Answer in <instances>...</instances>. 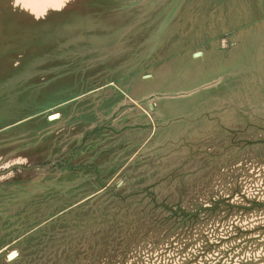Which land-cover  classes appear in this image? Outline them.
Wrapping results in <instances>:
<instances>
[{"label":"rangeland","instance_id":"374dc122","mask_svg":"<svg viewBox=\"0 0 264 264\" xmlns=\"http://www.w3.org/2000/svg\"><path fill=\"white\" fill-rule=\"evenodd\" d=\"M0 264H264V0H0Z\"/></svg>","mask_w":264,"mask_h":264}]
</instances>
